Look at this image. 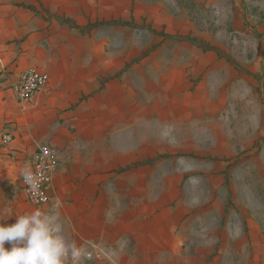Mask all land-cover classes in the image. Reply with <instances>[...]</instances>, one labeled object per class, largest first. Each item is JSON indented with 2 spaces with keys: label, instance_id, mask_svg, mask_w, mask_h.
Listing matches in <instances>:
<instances>
[{
  "label": "rangeland",
  "instance_id": "rangeland-1",
  "mask_svg": "<svg viewBox=\"0 0 264 264\" xmlns=\"http://www.w3.org/2000/svg\"><path fill=\"white\" fill-rule=\"evenodd\" d=\"M46 1L98 24L63 32L79 45L65 57L92 80L56 106L47 133L104 139L118 171L154 168L152 180L193 185L194 214L223 216L231 256L264 264V0H41L42 16Z\"/></svg>",
  "mask_w": 264,
  "mask_h": 264
},
{
  "label": "crops",
  "instance_id": "crops-1",
  "mask_svg": "<svg viewBox=\"0 0 264 264\" xmlns=\"http://www.w3.org/2000/svg\"><path fill=\"white\" fill-rule=\"evenodd\" d=\"M38 3L41 0H0V66L6 70L0 79V219L11 224L15 216L38 210L27 202L21 178L31 168L38 146L48 144L59 151L60 164L50 187L52 202L39 209L60 224L67 242L80 249V258H69L68 264H245L236 251L238 258L231 256L223 216L194 214L193 185L167 186L152 180L154 168L118 171L110 148L102 150L104 139H64L47 133L54 125L56 106L63 107L78 92L81 96L92 80L77 70V56L65 57L64 50L79 45L65 39L63 32L86 35L95 27L82 32L84 26L74 14H64V8L50 1L44 7L51 16L44 12V18ZM27 69L48 72L50 81L31 101L20 102L12 85ZM2 130L19 137L5 144ZM129 158L126 154L121 165ZM167 187L171 194H154L155 188ZM226 209L227 203L224 213Z\"/></svg>",
  "mask_w": 264,
  "mask_h": 264
},
{
  "label": "clouds",
  "instance_id": "clouds-1",
  "mask_svg": "<svg viewBox=\"0 0 264 264\" xmlns=\"http://www.w3.org/2000/svg\"><path fill=\"white\" fill-rule=\"evenodd\" d=\"M24 179L33 184L29 172ZM15 217L11 224L0 219V264H68L80 258V249L67 242L52 216L34 210Z\"/></svg>",
  "mask_w": 264,
  "mask_h": 264
},
{
  "label": "built area",
  "instance_id": "built-area-1",
  "mask_svg": "<svg viewBox=\"0 0 264 264\" xmlns=\"http://www.w3.org/2000/svg\"><path fill=\"white\" fill-rule=\"evenodd\" d=\"M6 70L0 66V79ZM50 81V75L46 71L27 69L20 73L12 89L20 102L31 101L36 94ZM12 135H5V144L13 142ZM60 164L59 151L48 144L38 146L31 168L27 171L33 177V184L25 182L24 175L21 178V187L28 203L35 207H45L52 202L50 187L54 172Z\"/></svg>",
  "mask_w": 264,
  "mask_h": 264
},
{
  "label": "trees",
  "instance_id": "trees-1",
  "mask_svg": "<svg viewBox=\"0 0 264 264\" xmlns=\"http://www.w3.org/2000/svg\"><path fill=\"white\" fill-rule=\"evenodd\" d=\"M20 6H25V7H28V8H30V9H32V10H34V11H36V8L35 7H33V6H31V5H25V4H19ZM63 22H66V23H69L70 24V26L73 28V27H76V25L74 24V23H72L70 20H67V19H63ZM96 26H98V24H95V25H92V24H90L89 26H87V27H82V32L83 31H85L86 32V30H90V29H92V28H94V27H96ZM187 40L188 41H190L192 44H194V45H196V46H199V47H202L205 51H215V52H217V53H219L220 54V50L218 49V48H216V47H214V46H212V45H210L209 43H205V41H202V40H200V39H197L196 37H194V38H187ZM228 202V204H229V200L227 201Z\"/></svg>",
  "mask_w": 264,
  "mask_h": 264
}]
</instances>
